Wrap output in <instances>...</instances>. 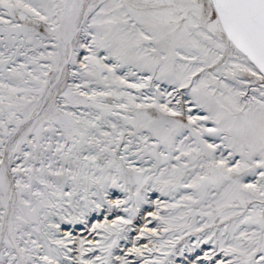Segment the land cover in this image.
Instances as JSON below:
<instances>
[{
  "label": "snow or ice",
  "instance_id": "1",
  "mask_svg": "<svg viewBox=\"0 0 264 264\" xmlns=\"http://www.w3.org/2000/svg\"><path fill=\"white\" fill-rule=\"evenodd\" d=\"M0 264H264V0H0Z\"/></svg>",
  "mask_w": 264,
  "mask_h": 264
}]
</instances>
